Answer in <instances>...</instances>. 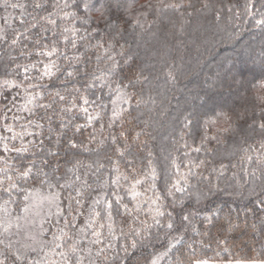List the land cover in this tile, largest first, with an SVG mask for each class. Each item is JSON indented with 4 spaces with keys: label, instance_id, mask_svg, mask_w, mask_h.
<instances>
[{
    "label": "trees",
    "instance_id": "obj_1",
    "mask_svg": "<svg viewBox=\"0 0 264 264\" xmlns=\"http://www.w3.org/2000/svg\"><path fill=\"white\" fill-rule=\"evenodd\" d=\"M258 20L264 0H0V221L57 191L49 264L264 261Z\"/></svg>",
    "mask_w": 264,
    "mask_h": 264
},
{
    "label": "rangeland",
    "instance_id": "obj_2",
    "mask_svg": "<svg viewBox=\"0 0 264 264\" xmlns=\"http://www.w3.org/2000/svg\"><path fill=\"white\" fill-rule=\"evenodd\" d=\"M57 194V191L30 190L21 214L3 215L0 221V250L10 248L18 257L29 259L30 264H49L41 254L46 243L44 234L49 229L48 224L59 215ZM32 255H36V261H33ZM201 261L206 264H264V261Z\"/></svg>",
    "mask_w": 264,
    "mask_h": 264
},
{
    "label": "snow or ice",
    "instance_id": "obj_3",
    "mask_svg": "<svg viewBox=\"0 0 264 264\" xmlns=\"http://www.w3.org/2000/svg\"><path fill=\"white\" fill-rule=\"evenodd\" d=\"M13 6L15 7V5H13ZM40 6H41L40 4H37V5H36V7H40ZM83 6H84V8H86V9L90 7L88 3H84ZM169 7H178V5H169ZM101 11H102V8H101ZM256 23H257V24H264V20H258ZM14 42H15V41H13V43H14ZM53 51H55V49H53ZM47 55H51V53H47ZM46 69H49V66H46ZM25 70H27V69H25ZM43 75L51 76V75H53V73L51 72V70H46V71L44 72ZM68 75H71V73H68ZM169 75H171V74H169ZM4 83H5L6 85H9V86H10V84H11L10 81H4ZM130 83H131V81H130ZM125 87H127V85H125ZM57 95H59V94L57 93ZM60 99L63 100L64 98H63V97H60ZM121 100H122L123 103H128V100L123 98V96H122V94H121V91H120V89L118 88V89H117V93H116V97L112 100V103H113V105H114L113 112H112V117H113V118H119L120 115H121V113H122L123 111H125V110L122 109V108H120L119 110H117V108L115 107V106L117 105V102H118V101H121ZM84 103H85V104L88 103L87 99L84 100ZM73 106H75V105H73ZM82 111H84L85 113H87L88 109H87V108H83ZM91 119H92V117H89V120H91ZM78 127H79V126H78ZM260 128H261L262 130H264V123H261ZM121 135H123V133H121ZM113 139H115V138H113ZM69 144H70L73 148L76 147V145L73 144L71 140H69ZM21 150H22V149H16V151H21ZM23 150L26 151L27 149H23ZM199 150H200L199 148L195 149V151H199ZM118 151H119V149H118ZM29 171H30V169H26L24 172L21 173V175H23V176H27L28 173H29ZM153 176H155V172H154V170H153ZM112 183H117V180H113ZM139 183H140V181H139V180H136L135 183L132 185V190H131L130 194H131L133 197L139 195V193H137V192L135 191L136 184H139ZM49 186L51 187V185H49ZM12 187H15V185L13 184ZM176 190H177V191H183L184 189L177 187ZM5 191H7V189H5ZM77 194L79 195V192H78ZM169 195H171V191H169ZM26 199H27V197H26ZM117 199L119 200V197H117ZM100 202H101L100 200H96L94 203L99 204ZM77 203H79V201H77ZM261 203H264V201H261ZM110 206H111V205H110V202H109V203L107 204V207H110ZM57 211H58V214H59V212H60L59 208L57 209ZM157 215H163V213H161V212H159V211L157 210ZM183 219H184V220H188V219H189V216H188L187 214H185V215L183 216ZM206 219H207V218H206ZM156 222L159 223L158 220H157ZM167 227H168L169 229H172V228H173V224H172L171 222H169V223L167 224ZM61 232H62V230H61ZM94 234H96V233H94ZM57 238H59V237H57ZM177 243H179V240H177ZM132 246L135 247V242H133V245H132ZM169 247L171 248L172 245H169ZM77 264H81V261H80L79 259L77 260ZM151 264H157V260H156V259H153V260L151 261ZM196 264H206V262H204V261H196ZM238 264H239V262H238Z\"/></svg>",
    "mask_w": 264,
    "mask_h": 264
}]
</instances>
